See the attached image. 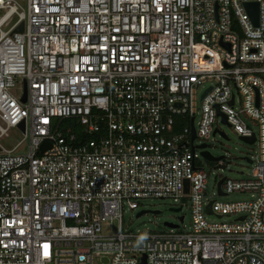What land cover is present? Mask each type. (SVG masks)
<instances>
[{"label":"built area","instance_id":"1","mask_svg":"<svg viewBox=\"0 0 264 264\" xmlns=\"http://www.w3.org/2000/svg\"><path fill=\"white\" fill-rule=\"evenodd\" d=\"M217 111L257 154L215 196L249 200L207 196L197 145L223 134ZM11 129L26 148L0 145V264H264V0H0ZM145 199L187 207L189 227L124 228Z\"/></svg>","mask_w":264,"mask_h":264},{"label":"rangeland","instance_id":"2","mask_svg":"<svg viewBox=\"0 0 264 264\" xmlns=\"http://www.w3.org/2000/svg\"><path fill=\"white\" fill-rule=\"evenodd\" d=\"M208 84L204 85L202 89L198 90V95L203 91ZM238 107V104H236ZM198 119V114L195 117V122ZM250 130L257 135L258 129L255 124L249 120H244ZM216 128L219 132L223 133V136L220 133H215L211 135L209 140L206 142V150L213 157H221L220 160L215 162L203 163V169L208 175L207 178V187L206 193L207 196L216 200L217 202L231 203L237 201L249 200L250 197L247 194L233 193L225 197L215 196L216 183L221 179H242L247 178L253 167L252 163H249L247 160L254 161V158L257 154V145L245 144L238 139V136L232 131L230 127L220 122L218 119ZM23 139L22 134L16 130L11 129L7 132L5 137L0 139V145L9 150L12 149L18 142ZM198 141H195L194 144H197ZM26 148V141H21L19 148L16 151H22ZM224 164L220 165L219 162ZM176 205L172 200L168 199H145L140 201V205L137 209L129 211L125 206L123 207L122 213V224L124 228H127L130 231H159L162 229H167L164 226V223H170L173 225H178L179 229L183 227L187 229L190 224V213L187 207H182L178 213H173L169 211L171 206ZM146 211L140 216L136 217V214ZM157 211L158 214H153L151 212ZM183 217V223L180 224L178 217ZM206 219L208 221H214L216 218L213 215H207ZM232 217H222V221L230 222ZM118 229V221L114 220L113 222H105L102 224V233L108 234L110 232H116Z\"/></svg>","mask_w":264,"mask_h":264},{"label":"water","instance_id":"3","mask_svg":"<svg viewBox=\"0 0 264 264\" xmlns=\"http://www.w3.org/2000/svg\"><path fill=\"white\" fill-rule=\"evenodd\" d=\"M246 12L248 13V16L250 18V21L252 22V24L254 26L257 25V3H244L243 4ZM22 29H23V23H21L14 31L13 33H21L22 32ZM24 101V99H22V102ZM217 114L221 117V122L225 125H227L229 127V125L226 123V120H225V116L220 114L218 111H217ZM192 119L190 120V128H191V140H194V128L192 126ZM215 133V131H214ZM213 133V135H214ZM221 136L225 137L223 134H220ZM241 142L245 143V144H248V145H251L253 144L254 142V138L253 136L251 138H242V137H239L238 138ZM206 144H200V145H197V148L198 149H201V156L206 160V161H209V162H215V161H218L221 159V157H213L211 156V154L206 150ZM249 163L251 162L250 160H247ZM223 178L218 181L217 183V191L219 194H222L220 192V189H219V185L220 183L222 182ZM187 182L185 181L184 182V193L186 194L187 193ZM181 210L180 207L178 208H170L169 211L173 212V213H178L179 211ZM146 211H141L139 213L136 214V217L140 216L141 214L145 213ZM205 212L206 214H212L211 212V209H210V204H208L206 207H205ZM153 214H158L157 211H153L151 212ZM217 218H219V216H217ZM178 220L181 222L183 220V217L180 216L178 217ZM241 220V219H240ZM164 226L165 227H169V228H175L176 225H173V224H170V223H164ZM142 264H143V260H142Z\"/></svg>","mask_w":264,"mask_h":264},{"label":"trees","instance_id":"4","mask_svg":"<svg viewBox=\"0 0 264 264\" xmlns=\"http://www.w3.org/2000/svg\"><path fill=\"white\" fill-rule=\"evenodd\" d=\"M181 120H182V117L176 118V122H177V121H181ZM187 123H188V120H187V119L184 120V118H183V123H182V125H183V124L186 125ZM64 124H65V125H69V124L72 125V127H73V129H74V132L78 135V131H79V130H78V127L76 126V123H74V122H70V121H65ZM177 131H178V130L175 129V132H177Z\"/></svg>","mask_w":264,"mask_h":264}]
</instances>
